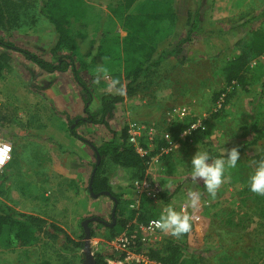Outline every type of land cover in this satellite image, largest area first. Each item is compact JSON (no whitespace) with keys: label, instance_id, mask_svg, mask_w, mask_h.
Listing matches in <instances>:
<instances>
[{"label":"rangeland","instance_id":"374dc122","mask_svg":"<svg viewBox=\"0 0 264 264\" xmlns=\"http://www.w3.org/2000/svg\"><path fill=\"white\" fill-rule=\"evenodd\" d=\"M117 1L85 0L87 19L76 27L85 60L95 64L89 72L78 65L81 76L93 91L91 111L99 107L105 92L115 91L116 83H125L115 81L104 71V60L98 50L103 31H120L109 11L110 3ZM159 1L137 0L131 11H150ZM199 3L200 0H173L178 15L176 30L159 48L186 35L187 17ZM263 8L264 0H214L205 17L208 22L229 29L228 38L217 34L210 40L203 36L192 38L185 44L187 59L180 61L172 57L167 60L166 69L154 84L147 88L139 86L133 96L117 105L116 114L110 119V127L114 130L131 122L150 126L158 130V139L172 122L183 119H200L208 130L203 141L187 139L188 135L179 136L180 145L161 158L149 173L160 182L163 192L171 195L169 201L157 202L159 210L174 204L178 210L183 207L190 216L193 213L201 216L200 223H194L183 240L190 248L206 250L201 257L202 264H264V219L260 214L264 195L250 189L245 191L254 169L253 157L262 152L264 141L240 153L237 167L226 169L224 182L214 197L199 188L202 181H193L190 176L191 157L197 150H206L207 144L219 153L224 147L238 148L247 128L264 125V56L253 62L259 77L246 89L237 87L223 112L215 114L213 102L214 94L227 88L222 67L239 53L237 41L250 36L247 26L243 25L244 20ZM252 27L264 29V19L256 21ZM0 39L55 61L51 49L56 43V35L44 16L40 15L34 25L10 32L0 28ZM10 54V67L0 79V139L11 147L12 159L0 171V201L18 212L38 215L57 224L74 240H82L85 249L90 248L94 254L111 253L108 241L123 232L120 222L129 225L136 220L138 211L144 209L143 206H151V202L142 197L140 209L133 208L131 205L138 200V194L130 170L107 159L102 175L109 179L113 193L120 200L116 227L111 230L114 200L108 195L93 197L88 189L96 161L94 150L81 138L65 132L70 131L69 120L86 116L83 100L74 93L79 84L70 71L44 72L22 53L11 51ZM91 74L95 76V82ZM54 83H59L63 94L51 98L47 93ZM183 108H186L185 113L181 111ZM72 126L80 136L96 144L111 138V131L104 125L83 123ZM50 128H53L51 135ZM54 136L66 140L60 142ZM86 149L90 159L84 164L88 154ZM190 194L199 196L197 207L187 206ZM132 210H136V214L129 218ZM93 216L100 217L105 223L91 221L88 230L84 229L83 221ZM91 229L94 236L88 237ZM165 237L174 236L165 232ZM85 249H65L64 237L52 240L44 234L27 247H12L2 240L0 264H39L43 260L53 264H83Z\"/></svg>","mask_w":264,"mask_h":264},{"label":"trees","instance_id":"16d2710c","mask_svg":"<svg viewBox=\"0 0 264 264\" xmlns=\"http://www.w3.org/2000/svg\"><path fill=\"white\" fill-rule=\"evenodd\" d=\"M136 1L118 0L109 5L111 18L119 24L120 31H103L100 34L98 50L104 60V71L111 74L115 81L123 80L125 83L120 85L116 83L115 91L105 92L100 98L99 107L91 111L93 91L78 69L79 65L82 70L89 72L95 67L94 63H88L85 60V55L77 40L78 30L76 27L78 24L84 23L88 15L85 0H0L1 29L10 32L13 29L34 25L41 15L49 21L56 35V43L51 49L55 61L20 48L10 41L0 39V79L10 67L11 51L22 53L25 58L38 65L44 72L70 71L73 74L75 81L81 88L86 116L69 120V130L73 136L81 138L92 148L95 147L100 154L101 163L98 165L92 183L93 192L99 194L110 191L112 195L117 197L116 212L120 210V200L113 193L109 179L102 175L104 162L108 159L113 164L130 170L133 180H143L147 176L148 170L146 159L140 156L134 145L129 142L127 125L119 130L110 127V119L115 116L117 105L124 102L126 98L133 96L139 86L147 88L153 85L166 69L167 60L170 58L176 57L180 61L187 59L185 44L192 38L203 36L210 40L215 34L223 35L224 39L229 36V29L211 23V21L208 22L205 17V13L211 10L214 0H200L196 10L189 13L187 17L188 30L186 35L173 44L159 48V45L171 37L176 30L178 15L173 0H161L150 11L135 13L131 9ZM262 19H264V8L260 13L249 16L243 22V25L247 26V30L250 31V36L246 40L237 41L236 44L240 46L239 53L221 69L227 88L214 94L215 106H217L221 96L224 95L221 107L216 109L215 114L225 110L237 87L246 89L251 81L259 77L253 67V62L264 56V29L255 28L252 25ZM91 77L95 82V76L92 75ZM229 86L232 87L231 90L228 88ZM262 87L264 91V82ZM197 120L192 118L174 121L167 127L166 131L175 140ZM83 123L104 125L111 131V138L100 144L84 139L72 126L73 124L80 126ZM207 131L206 128L198 127L187 136V139H192L195 142L203 141ZM241 137L238 150L243 153L248 148L258 146L264 141V125L247 128ZM157 142L161 145L165 144L164 139L157 138ZM206 150L213 158H219L222 155L209 144H207ZM94 155L96 161L93 163V169L97 162L95 150ZM261 158H264V149L253 157L254 167ZM199 186L200 189L206 190L203 184ZM249 189L247 186L245 191H249ZM170 197L171 195L167 192L161 194L162 202L169 201ZM145 200L150 201L151 206H143L144 209L138 211L136 221L139 223L159 219L162 213L158 204L146 197ZM135 214L136 210H132L129 218H133ZM260 214L264 219V206H262ZM120 224L122 231L128 227V223L125 224L124 221ZM115 227L116 225L111 230ZM94 233V230L91 229L90 235L94 236ZM43 234L52 240H57L60 236L64 237L65 249H85L82 240H74L57 224L48 222L38 215L18 212L0 201V242L4 240L7 245L12 247H27L35 244L40 239V235ZM185 235L186 233L180 237H165L157 243H139L137 249L144 251L152 259L162 264H202L201 257L205 255L206 250L190 248L183 240ZM108 255L111 254L96 252L94 256L97 264H108L105 259ZM39 264L53 263L50 260H43Z\"/></svg>","mask_w":264,"mask_h":264},{"label":"built area","instance_id":"2783aa9c","mask_svg":"<svg viewBox=\"0 0 264 264\" xmlns=\"http://www.w3.org/2000/svg\"><path fill=\"white\" fill-rule=\"evenodd\" d=\"M224 96V95H223ZM223 96H221L215 109L220 108ZM185 113L186 108L181 109ZM129 133V142L132 143L140 156L146 159L148 166L147 176L143 180H134L133 186L138 194V200L131 206L136 210L140 209L142 197H146L157 204L161 203V194L164 191L160 182L153 176H149L152 167L159 162L165 155L172 153L173 149L180 145L177 139H173L172 135L167 132H161V138L165 144L161 145L157 142L158 130L131 122L126 124ZM202 127L205 129L202 121L198 119L191 127L183 132L180 136L189 135L194 129ZM11 147L2 139H0V171L11 161ZM209 202H206L208 205ZM201 216L192 214V228L194 223H200ZM157 219H151L146 223H139L136 220L128 225V227L120 234L108 241L110 254L105 259L108 264H162L152 259L144 251H139L137 245L139 243H157L160 242L165 232L156 227ZM97 245V244H96Z\"/></svg>","mask_w":264,"mask_h":264},{"label":"clouds","instance_id":"9594fccd","mask_svg":"<svg viewBox=\"0 0 264 264\" xmlns=\"http://www.w3.org/2000/svg\"><path fill=\"white\" fill-rule=\"evenodd\" d=\"M239 160L240 152L237 147L231 149L224 147L219 158H213L207 150H197L191 157L190 176L193 181H202L207 193L214 197L224 182L226 169L236 168ZM248 187L253 193L264 195V158L256 162V166L248 177ZM198 203L199 196L190 194L187 206L194 208L198 206ZM156 227L164 232H170L174 237H180L190 232L191 216L183 207L178 210L174 204H169L156 221Z\"/></svg>","mask_w":264,"mask_h":264},{"label":"water","instance_id":"95a60500","mask_svg":"<svg viewBox=\"0 0 264 264\" xmlns=\"http://www.w3.org/2000/svg\"><path fill=\"white\" fill-rule=\"evenodd\" d=\"M93 148H94V150L96 151V154H97V162H96V166L94 167V169L92 171V174H91V177H90V182H89L90 194L93 197H99L101 195H108V196H110L114 200V209L112 211L113 223L110 224L111 226H113L116 223V209H117V205H118V199H117V197H115L114 195H112L110 191H104V192L99 193V194H95L93 192L92 183H93V180H94V177H95V174H96L98 165L101 163V156H100V154L98 153V151H97V149L95 147H93ZM91 221H100V222L105 223V221H103L100 217L93 216V217L88 218V219H85L83 221V227H84V229L88 230V224ZM87 236L90 237V234L88 233ZM85 255H86V258H85L83 264H97L96 259H95V256H94V253L92 252V250L90 248H86L85 249Z\"/></svg>","mask_w":264,"mask_h":264},{"label":"crops","instance_id":"0c3cea01","mask_svg":"<svg viewBox=\"0 0 264 264\" xmlns=\"http://www.w3.org/2000/svg\"><path fill=\"white\" fill-rule=\"evenodd\" d=\"M58 72V71H57ZM55 73V72H54ZM58 73H62V72H58ZM63 73H65V72H63ZM46 74V73H45ZM71 88H72V86H71ZM71 88H67V89H71ZM81 88L80 87H78L77 86V90L75 89V91L76 92H74L75 93V95H76V97L77 98H80V99H82V94H81ZM71 91H72V89H71ZM62 94H63V92L60 90V88H59V83H54L53 84V86L48 90V93H47V95L48 96H50L51 98H56V97H59V96H62ZM52 129L53 128H50V130H49V134L51 135V134H53L52 132ZM64 130V129H63ZM65 131V130H64ZM51 132V133H50ZM66 133H68V134H71L70 133V131H68V130H66L65 131ZM65 132H63L65 135H66V133ZM61 136V135H60ZM73 136V135H72ZM54 138L55 139H57L58 141H60V142H62V141H64L65 142V140H66V138L65 139H58L57 137H55L54 136ZM66 142H68V141H66ZM85 146L84 144H81V146ZM86 153H88L86 156H85V158H84V164H86L87 162H89V159H90V156H89V152L87 151V149H86ZM78 171H80L79 169H78ZM72 177H75V176H72ZM99 243V241H97V238L95 239V244H98ZM94 253V252H93Z\"/></svg>","mask_w":264,"mask_h":264}]
</instances>
